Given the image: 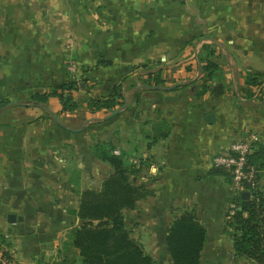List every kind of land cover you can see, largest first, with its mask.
I'll list each match as a JSON object with an SVG mask.
<instances>
[{"label": "crops", "instance_id": "obj_1", "mask_svg": "<svg viewBox=\"0 0 264 264\" xmlns=\"http://www.w3.org/2000/svg\"><path fill=\"white\" fill-rule=\"evenodd\" d=\"M210 43L221 73L195 101L199 54ZM160 70L164 84L145 83ZM248 78L264 85V0H0V245L18 264H82L69 232L82 192L113 171L94 154L100 142L152 192L124 216L155 264H169L167 231L186 210L207 232L200 264H253L237 256L228 224L239 194L211 166L257 133L264 194V88ZM66 83L75 84V111L56 95L32 102ZM118 85L123 106L89 107Z\"/></svg>", "mask_w": 264, "mask_h": 264}, {"label": "trees", "instance_id": "obj_2", "mask_svg": "<svg viewBox=\"0 0 264 264\" xmlns=\"http://www.w3.org/2000/svg\"><path fill=\"white\" fill-rule=\"evenodd\" d=\"M215 53L213 43L204 44L201 48L199 57L202 67L200 83L194 94L195 101L210 91L213 80L221 73ZM161 73L162 70L149 74L145 83L164 84ZM246 82L253 86L260 85L253 78H248ZM59 88L61 91L36 93L31 100L35 104L46 103L51 95H56L62 101L64 111H75L78 104L71 94L75 84L66 83ZM8 103L9 100H6L1 106ZM124 103L121 85L108 98L89 99V107L96 111L103 108L112 111ZM168 135L169 131L163 132L162 128L161 137L166 138ZM93 151L96 157L109 163L113 171L103 180L100 189L82 192L77 211L80 223L70 230L69 243L79 250L82 264H155V259L131 236L124 216V211L135 209L138 201L150 196L152 192L145 185L131 181L123 156L115 154L113 147L97 142L93 145ZM250 163L259 170L260 179V167L253 159V153L250 155ZM228 224L232 228L237 256L253 264H264V194L258 187L252 189L249 198L237 195ZM206 238V229L195 211H184L174 219L167 231L169 264H200Z\"/></svg>", "mask_w": 264, "mask_h": 264}, {"label": "built area", "instance_id": "obj_3", "mask_svg": "<svg viewBox=\"0 0 264 264\" xmlns=\"http://www.w3.org/2000/svg\"><path fill=\"white\" fill-rule=\"evenodd\" d=\"M73 43L69 42L67 48L71 49ZM77 63L73 59L68 63V70L75 74L77 71ZM264 85H258L259 94ZM259 142V135L250 132L246 137L233 141L228 150L216 154L211 159V166L214 169L223 170L229 174L231 187L236 194L243 192H251L252 189L258 187L259 170L250 163V155L253 153L255 145ZM131 162L139 163L138 158H132ZM0 264H18L15 257L8 250L0 245Z\"/></svg>", "mask_w": 264, "mask_h": 264}, {"label": "water", "instance_id": "obj_4", "mask_svg": "<svg viewBox=\"0 0 264 264\" xmlns=\"http://www.w3.org/2000/svg\"><path fill=\"white\" fill-rule=\"evenodd\" d=\"M119 112H120L119 109L115 110V111L112 112L111 116H114V115L118 114ZM210 118H214V115L213 114H209L207 116V120L210 121ZM249 196H250V192H248V191L242 193V197L243 198H249ZM16 218H17V216L15 214H9V216H8L9 222H15Z\"/></svg>", "mask_w": 264, "mask_h": 264}]
</instances>
